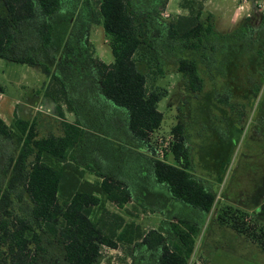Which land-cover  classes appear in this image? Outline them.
Masks as SVG:
<instances>
[{"label":"rangeland","instance_id":"374dc122","mask_svg":"<svg viewBox=\"0 0 264 264\" xmlns=\"http://www.w3.org/2000/svg\"><path fill=\"white\" fill-rule=\"evenodd\" d=\"M241 1L209 0L208 8H202L200 20L206 25V15L211 14L213 18L209 21L214 32L222 36L233 33L240 42L254 33L264 14L249 10L248 17H241L242 12L236 8ZM248 2L254 3L253 0ZM130 3L138 19L144 21L143 38L150 44L149 53L155 55L158 63L151 64L150 68L140 63L137 69L145 73L148 88L160 86L167 90V95L157 105L163 115L162 122L150 135L148 146L152 149L159 137L172 139L173 128L180 125L184 148L190 155L191 173L220 181L225 187L222 195L232 196L234 204L220 200L218 206L202 214L174 199L164 184L155 182L151 165L144 156L152 153L140 149L131 136L125 112L108 104L101 95L98 65L112 62L113 57L103 27L101 23L91 21L85 0H61L60 13L53 19L59 37L53 47L55 59L51 68L64 82L70 106L67 105L74 111L69 112L63 100L55 106L54 101L42 96L48 78L39 67L0 59V116L11 121L10 125L16 118L11 113L15 100L36 99L39 101L37 110L31 111L37 119L38 136L60 135L61 121L79 120L85 133L76 149L75 159L84 170V179L101 181L88 169L92 166L106 177L123 181L132 200L121 212L127 221H133L145 231L159 226L168 229L169 222L179 218L195 225L198 235L188 264H264V252L256 238L260 235L259 228L264 231V79L257 84L259 70L246 51L238 63L229 61L227 69L232 71L229 74L219 60L222 56L217 53L216 61L207 64L199 53L183 47L180 40L169 39L168 25L176 16L187 13L183 0H130ZM229 42L225 41L223 48L227 49ZM205 46V53H209L208 44ZM219 46L216 44L217 51ZM181 58L197 60V72L202 79L200 92L189 91L182 74L177 71ZM157 67L162 72L157 71ZM229 75L232 81L225 77ZM222 98L227 101H220ZM26 116V120L33 118L30 111ZM230 119L243 125L235 134L232 129L229 141L217 149L220 123ZM201 140L206 141L199 151L196 144ZM15 152L14 140L3 138L0 141V169ZM164 159L174 164L168 151ZM256 202H260L259 207L249 212ZM101 205L117 210L103 199ZM101 208L95 206L91 218H98ZM221 208L227 209L225 213L220 212ZM236 217L245 222L246 232L239 233L232 227ZM45 249L44 253L38 254L36 264L55 261L68 264L63 259L61 244L46 242ZM159 254L158 249L142 246H101L98 264H133L134 257L138 264H155Z\"/></svg>","mask_w":264,"mask_h":264},{"label":"trees","instance_id":"16d2710c","mask_svg":"<svg viewBox=\"0 0 264 264\" xmlns=\"http://www.w3.org/2000/svg\"><path fill=\"white\" fill-rule=\"evenodd\" d=\"M85 2L91 21L101 23L113 57L112 62L98 65L101 95L108 104L125 112L127 129L140 149L153 153L154 146L151 149L148 143L162 122L157 105L167 90L160 86L148 88L145 73L137 69L140 63L148 68L158 64L155 55L149 53L150 44L143 38L144 21L135 15L130 0ZM198 2L183 0L187 13L176 16L168 25V38L180 40L183 47L199 53L207 64L216 61L217 53L229 74L232 72L227 69L229 61L238 63L246 51L259 70L257 84H261L264 14L254 33L239 42L233 33L222 36L214 32L209 13L204 25L200 17L205 0ZM60 10L61 0H0V59L39 67L48 78L42 96L50 98L56 106L62 100L65 105L69 102L64 82L51 68L55 59L53 47L59 37L53 19ZM225 41H230L227 49L223 48ZM206 44L209 53H205ZM216 44L220 45L219 51ZM177 71L189 91H201L196 59H179ZM225 77L230 79V75ZM68 105L72 113L74 110ZM57 109L61 116L60 108ZM36 126V117L31 120L16 117L10 125L0 118V141L4 138L16 144V152L0 169V264H36L38 254L46 250L45 243L53 241L62 245L63 259L68 264H98L100 247L116 248L118 244L160 250L155 264H188L198 235L195 225L179 218L170 221L168 229L159 226L145 231L127 221L121 210L132 195L123 181L106 177L88 166L101 178L100 182H90L76 164L75 152L85 133L79 120L61 121L60 135L38 136ZM173 132L168 152L174 164L156 159L153 154L144 156L157 184H164L174 199L207 214L216 206V193L208 181L191 173L182 127L175 125ZM102 199L117 210L105 208ZM95 206H102L101 214L91 218ZM226 210L221 208L220 212ZM239 218L234 219L232 227L239 233L246 232L245 222ZM258 232L257 242L264 252V231L259 228ZM133 264H138L135 257Z\"/></svg>","mask_w":264,"mask_h":264},{"label":"crops","instance_id":"0c3cea01","mask_svg":"<svg viewBox=\"0 0 264 264\" xmlns=\"http://www.w3.org/2000/svg\"><path fill=\"white\" fill-rule=\"evenodd\" d=\"M255 1H257V0H255ZM209 3H210L209 0H205L204 6L205 7L207 6V8H208V4ZM252 6H253L252 3H249V2L246 3L244 5V9L242 10V14L243 15H240V16L241 17L243 16V18H244V17H248L251 12L253 13L254 10H252V8H253ZM249 10H251L250 13H249ZM209 12H211V11L209 10ZM1 89L2 88H0V99L2 98ZM36 97H38V95ZM44 98H48V97H44ZM48 99H50V98H48ZM38 104H39V101L36 100V99L29 100V101H27V100L24 101V99H21V101L15 100V102L11 106V109H12L11 110V113H12V115L15 114L16 117H18V118L20 117V118L27 119V116H26L27 112L30 111V115H31V117H33L34 112L31 111V110H37ZM54 105L56 106V104H54ZM0 118L7 125L9 124V122H11V121H6L1 116H0ZM241 125H243L242 122L241 123L240 122L238 123L237 121H234V120H231V119H230L229 122H226L225 120H224V122L222 121L220 123V129L219 130H221L223 133L220 131V132H218V134H221V135H218L217 134V136H216V139H217V141H216V145H217L216 148L219 149L220 147H223V144L224 143H227L229 141V135L232 132V129H234V131H235L234 134H235V133H237V128H239V131H240ZM244 130H245V127H244ZM263 135H264V133H263ZM206 140H201V141H199V143L196 144V147H197V149H199V151H201V149H203L204 143H205ZM206 146H207V144H206ZM196 154L197 155L198 154L200 155V152L199 153H196ZM259 167H260V165L257 168H259ZM190 171H192V169H190ZM194 175H196L198 177H201L202 179H204V180H206V181H208L210 183L211 189L213 191H215V193H216V205L217 204H220V200L227 201V202H231V203L233 202V204L235 203L234 200H231L232 199V196H230L228 194H224V193L222 195V191H223V189H225V187L221 184L220 181L215 180L213 177L206 176L205 174H204L205 176H199L196 173H194ZM263 179H264V177H263ZM263 183H264V181H263ZM217 193H218L219 196L217 195ZM258 203H260V202H258ZM258 203L256 202L255 203L256 206L254 205V207L251 208V209H249L248 211L250 212V211L254 210L255 208H258L259 207V204Z\"/></svg>","mask_w":264,"mask_h":264},{"label":"built area","instance_id":"2783aa9c","mask_svg":"<svg viewBox=\"0 0 264 264\" xmlns=\"http://www.w3.org/2000/svg\"><path fill=\"white\" fill-rule=\"evenodd\" d=\"M247 0H242L239 4H237V10L241 11L244 9V5ZM254 11L264 12V1H254L253 3ZM172 139L170 138H158L156 139L154 149H153V157L159 160H165V153L169 150L170 142Z\"/></svg>","mask_w":264,"mask_h":264}]
</instances>
